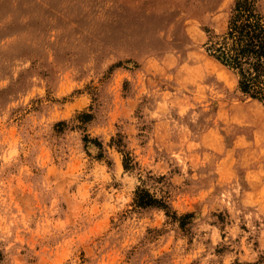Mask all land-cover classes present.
Masks as SVG:
<instances>
[{"label": "rangeland", "instance_id": "rangeland-1", "mask_svg": "<svg viewBox=\"0 0 264 264\" xmlns=\"http://www.w3.org/2000/svg\"><path fill=\"white\" fill-rule=\"evenodd\" d=\"M235 1L0 0V264H264V104L206 45Z\"/></svg>", "mask_w": 264, "mask_h": 264}, {"label": "trees", "instance_id": "trees-1", "mask_svg": "<svg viewBox=\"0 0 264 264\" xmlns=\"http://www.w3.org/2000/svg\"><path fill=\"white\" fill-rule=\"evenodd\" d=\"M206 45L212 57L237 75L239 91L264 104V13L258 0H236L226 31L212 37ZM79 118L82 122H89L93 116L83 113ZM65 125L63 121L57 124L59 128ZM84 141L89 142V136L85 135ZM95 142L101 146L97 139ZM128 163H125L126 169L129 168ZM134 205L139 208H162L168 212L170 209L164 198H158L141 187L136 190ZM191 216L185 214L182 218ZM180 222L184 227L185 222Z\"/></svg>", "mask_w": 264, "mask_h": 264}]
</instances>
